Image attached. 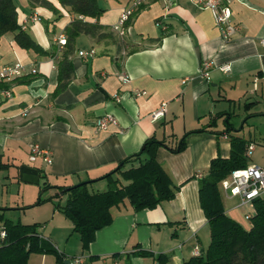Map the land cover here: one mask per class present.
I'll return each instance as SVG.
<instances>
[{
  "label": "crops",
  "instance_id": "crops-1",
  "mask_svg": "<svg viewBox=\"0 0 264 264\" xmlns=\"http://www.w3.org/2000/svg\"><path fill=\"white\" fill-rule=\"evenodd\" d=\"M46 1L53 8L13 0L18 25L48 55L20 48L14 33L0 38V69L20 63L37 71L18 82H7L10 96H0L3 221L22 223L21 217L7 219L6 213L24 212L44 183L51 187L88 183L87 189L98 186L90 193L105 191L104 175L141 153L143 144L154 138L165 147L148 150L178 189L172 200L140 211L124 200L112 208V222L95 232L87 250L72 232V222L53 206L44 219L33 217L32 221L44 222L45 234L38 228L39 236L65 259L64 264H71L75 257H82L84 264H188L210 244L199 180L213 158L229 156L231 135L247 140L244 127L238 128L241 118L246 124L250 117L264 119V0H230V24L235 31L229 40L222 39L213 14L190 0H147L126 24L123 35L113 27L130 0H96L103 13L97 20H83L102 25L112 38L96 41L80 35L75 39L69 57L74 76L58 95L53 94L57 63L65 49L58 40H66L64 29L82 17L59 0ZM202 63H208L207 77L201 74ZM163 104V117L152 122ZM105 115L112 116L115 124L98 129L96 121ZM227 117L235 132H225ZM183 137L184 150L172 152L170 148ZM250 145L254 146L246 143V160L256 148L246 157ZM34 147L47 152L51 163L46 164L43 155L30 161ZM259 147L261 162L252 165L264 166V146ZM148 155L132 159L122 171L139 166ZM252 165L247 161V166ZM112 178L128 184L119 172ZM218 188L224 213L249 230L254 202L240 206L241 200L225 193L221 182ZM48 190L58 195L57 189ZM65 198L57 197L62 204ZM3 221L0 218V229ZM140 252L149 255L139 256ZM90 258L95 259L90 262ZM40 264L57 263L53 257H41Z\"/></svg>",
  "mask_w": 264,
  "mask_h": 264
},
{
  "label": "trees",
  "instance_id": "trees-1",
  "mask_svg": "<svg viewBox=\"0 0 264 264\" xmlns=\"http://www.w3.org/2000/svg\"><path fill=\"white\" fill-rule=\"evenodd\" d=\"M27 1L29 6L53 8L46 0ZM59 2L61 6L68 8L82 19L75 18L64 29L65 49L57 63L59 74L54 95L64 91L73 79V67L69 57L73 54V43L78 36L87 35L96 41L112 38L104 31L102 25L83 20V18L97 20L103 13L96 0H59ZM6 33H14V40L22 49H32L37 54H49L18 25L13 0H0V38ZM158 41L159 39L150 42ZM29 75L32 74L19 76L8 82H18ZM6 90H8L7 82H0V91ZM184 140L185 137L170 150L174 153L182 152ZM158 146L165 147V144L154 138L147 140L143 144L141 153L130 156L122 161L115 171L104 175L102 179H107L108 186L103 192L90 193L87 189L88 183L74 187H51L44 183L35 205L42 203L41 195L49 188L57 189L58 195L63 194L66 197L64 203H58L54 208L72 222V232L79 236L81 246L87 250L95 238V232L112 222V208L118 207L124 200L129 202L134 211H140L153 209L161 201H170L175 197L178 189L173 186L161 164L156 162L153 153L148 150L150 147L155 149ZM229 146L231 147L229 156L224 159L213 158L207 172L199 180V202L210 229V244L204 254L190 260L188 264H264V198L254 201L255 211L254 215L249 217L251 227L249 230L240 227L224 213L218 184L230 175V172L247 167L246 141L239 136L231 135ZM144 153H149L144 162L137 167L122 171L126 163L138 159ZM118 172L128 182L127 185H122L119 179L112 178ZM0 218L3 221L2 215ZM3 222L5 238L0 240V264H27L32 252L53 254L57 264H64L65 259L39 236V224L24 225L9 220ZM138 255L148 257L149 253L140 252ZM94 259L90 258L89 261L93 262Z\"/></svg>",
  "mask_w": 264,
  "mask_h": 264
},
{
  "label": "built area",
  "instance_id": "built-area-1",
  "mask_svg": "<svg viewBox=\"0 0 264 264\" xmlns=\"http://www.w3.org/2000/svg\"><path fill=\"white\" fill-rule=\"evenodd\" d=\"M147 0H130L128 6L119 15L118 23L113 27L115 31H118L121 35L124 34V29L126 24L134 17L133 15L137 10L146 3ZM198 8L209 10L214 17L215 25L221 30V35L223 40H229V37L235 31V27L231 26L230 19L232 12L229 8L230 0H190ZM32 20H36V17H32ZM65 39L60 37L58 44L60 46L65 45ZM264 45V37L261 39ZM80 56L85 54L79 53ZM201 74L203 77H207L208 63L201 64ZM37 71L34 67L27 69L24 65L20 63L5 65L0 69V82H8L19 76L22 77L27 74H36ZM126 81V80H125ZM0 96L6 99L10 96L9 91H0ZM165 109L164 104L155 111L152 115V122H156L158 119L162 118ZM108 124H115V120L110 115H105L98 121H96L95 126L98 129H104ZM254 146L250 145L246 157L251 155ZM43 155V160L46 164L51 163V159L47 152L41 151L38 147H34L32 150L30 161H35L38 156ZM225 179L221 181V188L224 192L228 193L233 197H238L240 201V206H247L253 204L255 199L264 198V166H247L238 170H234L229 173ZM5 238L4 229H0V240ZM198 255V253H197ZM82 257H75L71 260V264H84Z\"/></svg>",
  "mask_w": 264,
  "mask_h": 264
},
{
  "label": "rangeland",
  "instance_id": "rangeland-1",
  "mask_svg": "<svg viewBox=\"0 0 264 264\" xmlns=\"http://www.w3.org/2000/svg\"><path fill=\"white\" fill-rule=\"evenodd\" d=\"M237 113V110H236ZM235 120V123L238 122V118L234 117L232 118V120ZM241 118L239 124H238V128L240 127H244L245 129V137H246V143L248 142H252L254 144L255 151L253 152L252 156L250 159H247L248 164L252 165V164H257L261 162V157H262V153H261V148L259 146H264V119L259 118V117H250L248 118L247 124H246V119ZM250 127V128H249ZM249 131L250 135L246 132ZM244 133V131H243ZM98 189V186H89L88 190H96ZM30 191H28L29 194ZM31 193V192H30ZM52 193L50 192V190H47L45 192L42 193L41 195V199H42V203L40 205H34L36 203V200L34 203H31L30 207H27L25 209L24 212H14V213H9L7 212L5 217L7 219H11V220H15L14 217L16 218H20L22 220V223H26L29 225L33 224V217L38 218V220H42L44 219L48 214H49V209L50 207L52 208V206L54 207V205L58 204L59 202L61 203V201H59V199L54 198L53 195H51ZM50 199V200H49ZM27 202L31 200V197H27ZM227 203V201H226ZM62 204V203H61ZM48 210V211H47ZM38 224V223H35ZM44 222L40 223V228L43 226ZM41 232L43 233L44 230L43 228H41ZM45 234V233H43ZM41 257L44 258H50L53 257L56 263V259L55 256L53 254H42V253H38V252H32L29 257H28V261L27 264H40L41 262Z\"/></svg>",
  "mask_w": 264,
  "mask_h": 264
},
{
  "label": "water",
  "instance_id": "water-1",
  "mask_svg": "<svg viewBox=\"0 0 264 264\" xmlns=\"http://www.w3.org/2000/svg\"><path fill=\"white\" fill-rule=\"evenodd\" d=\"M225 126H226V128H225V132H235L234 131V129H233V127L231 126V123H230V120H229V117H227L226 119H225Z\"/></svg>",
  "mask_w": 264,
  "mask_h": 264
}]
</instances>
